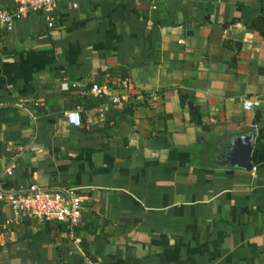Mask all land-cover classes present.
Here are the masks:
<instances>
[{
    "label": "crops",
    "instance_id": "crops-1",
    "mask_svg": "<svg viewBox=\"0 0 264 264\" xmlns=\"http://www.w3.org/2000/svg\"><path fill=\"white\" fill-rule=\"evenodd\" d=\"M52 17L0 28V193L74 189L80 219L4 226L1 205L0 264H264V108H241L264 94V35L247 27L264 0H66ZM119 78L155 107L88 94ZM249 126L251 171L223 166Z\"/></svg>",
    "mask_w": 264,
    "mask_h": 264
},
{
    "label": "built area",
    "instance_id": "built-area-1",
    "mask_svg": "<svg viewBox=\"0 0 264 264\" xmlns=\"http://www.w3.org/2000/svg\"><path fill=\"white\" fill-rule=\"evenodd\" d=\"M66 0H15L16 6L12 11L0 10V28L4 32H11L14 24L32 12H40L48 28L51 27L52 14L59 3ZM74 1V0H73ZM76 7L75 2L71 4ZM74 88L75 84H71ZM88 94L93 98H104L106 104L122 106L132 101L154 108L158 96L156 94H142L133 92L126 79L117 81L116 86L106 82L92 84L88 88ZM244 112L255 111L264 108V94L246 97L241 102ZM106 105H100L95 112L100 116L106 112ZM65 122L74 127H80L81 120L78 110H69L64 113ZM9 173V172H7ZM82 197L74 189H40L34 186L20 193H0V206H9L13 217L6 219L4 226L13 223L19 218H27L37 221H55L68 226L76 225L80 219V207Z\"/></svg>",
    "mask_w": 264,
    "mask_h": 264
},
{
    "label": "water",
    "instance_id": "water-1",
    "mask_svg": "<svg viewBox=\"0 0 264 264\" xmlns=\"http://www.w3.org/2000/svg\"><path fill=\"white\" fill-rule=\"evenodd\" d=\"M260 70L257 69V72ZM188 111L195 116V111L193 110L190 103L186 104ZM259 111L254 112L253 120H257ZM195 123L199 124V118L195 116ZM255 128L249 126L244 128L243 132L236 135L228 140L227 146L223 154V166L229 168H237L245 172L251 171L250 155L253 148V143L255 140Z\"/></svg>",
    "mask_w": 264,
    "mask_h": 264
},
{
    "label": "trees",
    "instance_id": "trees-1",
    "mask_svg": "<svg viewBox=\"0 0 264 264\" xmlns=\"http://www.w3.org/2000/svg\"><path fill=\"white\" fill-rule=\"evenodd\" d=\"M249 29L256 31L260 35H264V17L258 18L255 22H252L250 25L247 26ZM123 77V76H122ZM123 79V78H119ZM158 96V95H157ZM185 98L179 96L180 104L184 103Z\"/></svg>",
    "mask_w": 264,
    "mask_h": 264
}]
</instances>
